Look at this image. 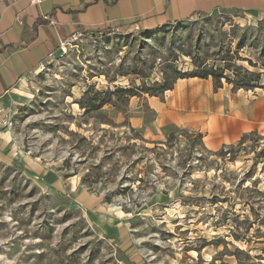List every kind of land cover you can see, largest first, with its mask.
Wrapping results in <instances>:
<instances>
[{"label":"rangeland","instance_id":"374dc122","mask_svg":"<svg viewBox=\"0 0 264 264\" xmlns=\"http://www.w3.org/2000/svg\"><path fill=\"white\" fill-rule=\"evenodd\" d=\"M226 50L264 85V14L99 33L45 61L0 107V264H264V139L234 161L198 139L264 89L195 78L151 97ZM161 116V135L133 130Z\"/></svg>","mask_w":264,"mask_h":264},{"label":"crops","instance_id":"0c3cea01","mask_svg":"<svg viewBox=\"0 0 264 264\" xmlns=\"http://www.w3.org/2000/svg\"><path fill=\"white\" fill-rule=\"evenodd\" d=\"M220 11L264 14V0H41L35 5L29 0L5 1L0 5V107L20 96L31 76L76 31H151ZM231 119L214 118L226 127H199L207 150L216 152L245 134L264 132L259 124L264 122V102L246 111L238 107ZM167 122L161 116L154 127L134 128L159 136L166 128L160 126Z\"/></svg>","mask_w":264,"mask_h":264},{"label":"trees","instance_id":"16d2710c","mask_svg":"<svg viewBox=\"0 0 264 264\" xmlns=\"http://www.w3.org/2000/svg\"><path fill=\"white\" fill-rule=\"evenodd\" d=\"M108 34H111L112 32L109 31L107 32ZM232 51L226 50L224 52L225 55L221 59H218L214 65H210L207 61H203L200 55H197L194 60V70L191 72H186V73H181V72H176V77L174 80H169L166 79L164 83L162 84V89L161 92L158 94H152L151 97H156L160 98L162 97L166 92L172 91L174 85L176 84L177 81L179 80H185V79H202V80H208L211 79L213 81L215 90H219L223 88L224 84L230 85L233 87L234 91H256L258 89H264V85L261 84V73H255L251 72L247 69H244L242 67H238L236 65H233V60H234V55L231 54ZM239 60V59H238ZM242 61H247L251 65L253 64L251 60H242ZM224 63L225 62V67L224 66H219L217 63ZM256 67V66H254ZM231 73V75H229ZM151 88H148L147 90H150ZM123 93H125L128 98H134L137 97L138 94L134 92L133 89H121ZM99 92L96 93L98 95ZM114 95V93H110V96L108 99L101 100L100 103L97 105L98 109L103 108L106 105L111 104V96ZM87 104H94L96 102L95 99H91L88 101ZM85 108V107H84ZM89 108V107H87ZM90 111L91 109H87ZM134 131H137L133 129ZM177 132L182 133L185 131H180L178 130ZM171 137V136H170ZM255 138V139H254ZM198 139L201 140L202 144L203 143V135L201 133H198ZM264 136H261L258 132H252L249 134H245L241 140L238 142L237 145H228V146H223L219 151L215 152V155L224 157L225 159L229 158L231 159L230 161H234L237 155L241 151L246 150V144L250 142H256L259 143L260 140H263ZM256 150V148H255ZM257 156H263L264 157V149H262L259 153L255 152ZM232 154L234 155L232 157ZM231 155V156H230ZM232 190V189H231ZM231 190H229L230 193ZM226 200L225 202H230V199H224ZM214 202H220L219 197L214 196ZM250 206L249 204H247Z\"/></svg>","mask_w":264,"mask_h":264},{"label":"built area","instance_id":"2783aa9c","mask_svg":"<svg viewBox=\"0 0 264 264\" xmlns=\"http://www.w3.org/2000/svg\"><path fill=\"white\" fill-rule=\"evenodd\" d=\"M5 1H8V0H0V5ZM29 1L33 5L41 3V0H29ZM115 1L116 0H111V2H115ZM112 33L116 34L118 32L114 30L112 31ZM98 34L99 33H90V32L86 33L83 31H76L72 33L68 39H66L63 43H61L58 53L63 52L64 54H67L68 49L76 46L84 37L87 36V37L93 38V37H97Z\"/></svg>","mask_w":264,"mask_h":264}]
</instances>
